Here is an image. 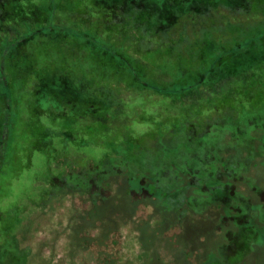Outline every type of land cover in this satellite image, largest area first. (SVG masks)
Here are the masks:
<instances>
[{
    "label": "trees",
    "instance_id": "trees-1",
    "mask_svg": "<svg viewBox=\"0 0 264 264\" xmlns=\"http://www.w3.org/2000/svg\"><path fill=\"white\" fill-rule=\"evenodd\" d=\"M261 114L264 0H0V264L251 263L264 180L246 202L227 160L225 183L132 170ZM193 187H223L237 230L157 246L153 206L170 236Z\"/></svg>",
    "mask_w": 264,
    "mask_h": 264
},
{
    "label": "rangeland",
    "instance_id": "rangeland-1",
    "mask_svg": "<svg viewBox=\"0 0 264 264\" xmlns=\"http://www.w3.org/2000/svg\"><path fill=\"white\" fill-rule=\"evenodd\" d=\"M259 116V120L249 128L250 130L248 128L238 131L234 129L233 131L235 132H233L228 128L226 131L224 129L221 132L219 141L210 139V136L207 142L204 141L199 144L186 142L184 144L185 149L176 148L175 157L169 154L159 159V147L150 148L144 154V162L140 163V165H135L132 174L146 169L156 173L159 171L158 168H164L159 172V176L162 184L166 185V183L171 182L172 177L180 174L182 168L190 167L195 173V182L214 183L222 177L221 182L225 183V174H223V177L222 172L218 173L217 169L220 168L224 160H227L230 165L227 168L224 166L219 171L229 172L228 179L232 181L236 189L233 193L240 195L243 200L249 202V200L254 199L253 197H256L249 190L251 182L264 180V115L261 114ZM202 134L203 132L199 134L200 137L203 136ZM188 148H191V152L187 150ZM167 168H169L168 171ZM208 168L211 171H208ZM188 176L192 177V174ZM222 186L224 187V184ZM223 187L222 189L220 187L216 188L214 192L210 193L196 187L191 188L189 194L194 200H189L186 204L192 206L193 210L197 212L196 217L193 221H184L181 226L177 227L176 232L170 236L168 235V230L172 223L169 220H165L163 214L161 218L160 210L153 206L155 210L151 212V215H154L156 219L153 222L150 233H153L152 241L154 244L165 248L175 242L179 246H195L205 243L209 249L213 248L217 241L225 244L227 232H234L238 227L232 221L222 223L225 216L233 215L229 205L225 206V204H222V208L217 212L212 210L214 204L225 198ZM254 206L260 231L254 240L257 248L255 257L250 258L251 263L248 264H264V205L260 202ZM179 219H182V217ZM199 259L201 258L198 256L196 260Z\"/></svg>",
    "mask_w": 264,
    "mask_h": 264
}]
</instances>
